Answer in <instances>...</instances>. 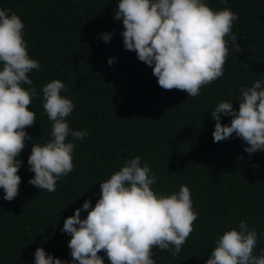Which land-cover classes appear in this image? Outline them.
<instances>
[{
	"label": "trees",
	"instance_id": "16d2710c",
	"mask_svg": "<svg viewBox=\"0 0 264 264\" xmlns=\"http://www.w3.org/2000/svg\"><path fill=\"white\" fill-rule=\"evenodd\" d=\"M207 2L237 14L232 33L241 51L229 43L223 75L187 97L185 90L159 86L151 67L124 48L123 23L112 18L117 0H0V8L21 18L29 56L40 63L29 73L37 93L51 79L62 80L68 88L62 94L74 104L66 117L69 127L88 133L75 141L73 170L52 192L28 183L34 175L27 166L32 141H25L17 196L5 200L0 189V264H34L37 246L71 259L64 219L84 199L94 205L99 182L136 155L155 173V191L169 194L188 186L198 214L176 257L153 246L156 264H204L217 236L241 220L257 231L254 252L264 248V150L246 152L235 134L213 142L210 112L223 99L238 109L240 87L264 80V0ZM105 30L113 33L107 43L98 35ZM109 57H115L111 65ZM27 107L36 115L26 126L33 143L47 141L52 122L41 96ZM230 120L221 117V123ZM98 254L110 264L103 250Z\"/></svg>",
	"mask_w": 264,
	"mask_h": 264
},
{
	"label": "clouds",
	"instance_id": "9594fccd",
	"mask_svg": "<svg viewBox=\"0 0 264 264\" xmlns=\"http://www.w3.org/2000/svg\"><path fill=\"white\" fill-rule=\"evenodd\" d=\"M112 18L123 23L124 48L134 50L137 58L151 67L158 85L185 90L187 97H196L202 85L223 75L229 43L237 53L241 51L232 33L237 14L228 7L212 8L207 0H117ZM23 29L17 13L0 8V189L2 198L9 201L18 194L19 154L26 140L32 141L27 166L34 173L28 183L52 192L56 181L73 170L75 141L88 134L87 129L69 127L66 117L74 104L62 94L68 91L62 80L51 79L37 93L29 73L39 69L40 63L29 56ZM98 35L107 43L113 33L105 30ZM114 60L109 57V65ZM37 95L52 122L50 139L43 143H33L26 131L36 120L34 110L27 106ZM237 100L238 109L232 100L223 99L210 111L215 120L213 142L235 134L245 142L246 152L264 150V80L242 85ZM225 115L231 117L230 123H221ZM156 181L140 156L126 159L99 182L94 205L91 199H84L64 219L61 231L70 234L71 259L37 246L34 264H105L100 250L110 264H156L153 246L176 257L198 214L188 186L165 194L151 187ZM82 212H86L83 218ZM257 238L255 227L241 220L217 236L204 264H264V248L254 252Z\"/></svg>",
	"mask_w": 264,
	"mask_h": 264
}]
</instances>
